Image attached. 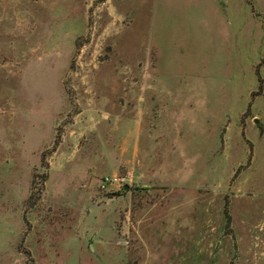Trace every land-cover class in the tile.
I'll return each mask as SVG.
<instances>
[{"label": "rangeland", "instance_id": "374dc122", "mask_svg": "<svg viewBox=\"0 0 264 264\" xmlns=\"http://www.w3.org/2000/svg\"><path fill=\"white\" fill-rule=\"evenodd\" d=\"M263 90L264 0H0V264H264Z\"/></svg>", "mask_w": 264, "mask_h": 264}, {"label": "built area", "instance_id": "2783aa9c", "mask_svg": "<svg viewBox=\"0 0 264 264\" xmlns=\"http://www.w3.org/2000/svg\"><path fill=\"white\" fill-rule=\"evenodd\" d=\"M117 182V179H115V178H105V180H104V185H111L112 183H116Z\"/></svg>", "mask_w": 264, "mask_h": 264}, {"label": "crops", "instance_id": "0c3cea01", "mask_svg": "<svg viewBox=\"0 0 264 264\" xmlns=\"http://www.w3.org/2000/svg\"><path fill=\"white\" fill-rule=\"evenodd\" d=\"M262 96L264 97V90L262 91ZM258 117H259V119H262V121H261V123H262L261 127L264 130V113L262 114V116H259L258 115Z\"/></svg>", "mask_w": 264, "mask_h": 264}, {"label": "water", "instance_id": "95a60500", "mask_svg": "<svg viewBox=\"0 0 264 264\" xmlns=\"http://www.w3.org/2000/svg\"><path fill=\"white\" fill-rule=\"evenodd\" d=\"M127 190H128V186H125V187H124V191H127Z\"/></svg>", "mask_w": 264, "mask_h": 264}]
</instances>
